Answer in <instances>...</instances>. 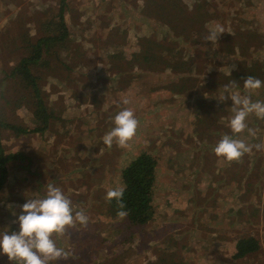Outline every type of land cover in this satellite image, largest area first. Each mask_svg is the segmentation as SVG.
I'll use <instances>...</instances> for the list:
<instances>
[{"label":"rangeland","instance_id":"obj_1","mask_svg":"<svg viewBox=\"0 0 264 264\" xmlns=\"http://www.w3.org/2000/svg\"><path fill=\"white\" fill-rule=\"evenodd\" d=\"M58 1L0 0V30L34 33L36 19L51 5L57 10ZM146 1L65 0V23L77 38L81 60L75 67L74 81L69 80L55 91L54 81L42 96L51 100L50 106L64 120L61 126L70 128L71 134L64 136L62 129L58 131L51 125L46 132L29 138H11L10 145L32 154L40 180L48 179L37 197L52 183L71 200L74 210H83L87 215L86 226L76 222L66 226L64 233L52 235L65 252H86V257H79L80 264H264V118L249 113L247 127L233 134L228 126L233 115L232 102H219L222 93L215 94V82L220 81L222 68L232 74L248 66L247 70L257 69L252 77L264 82V0H206L204 3L212 9L204 11V19L208 17L205 24L201 23L205 34L208 36L210 29L219 26L231 38L226 39L222 33L210 45L196 48L197 35L191 37V31L189 42L184 44L193 57L182 73L165 69L159 59L162 54L166 58L178 54L158 50L172 43L173 37L181 40L183 35L177 36L161 22L151 20L154 17L143 15ZM107 18L116 22L114 34L107 41L109 45L101 43L105 39L100 30ZM78 20L80 26H75ZM188 24L196 22L190 19ZM245 32L254 34L244 47L234 50L239 45L240 33ZM151 37L154 41L150 48L157 51L148 59L154 65L152 71L146 72L145 61L138 65L135 57L142 51V41L148 45ZM120 42L128 56L126 62L112 66L115 60L108 59L103 64L101 47L117 51ZM17 54H7L6 63H13ZM61 56L62 48L55 49L50 55L51 64ZM86 70L90 76L83 86L78 71ZM183 81L185 88L181 87ZM76 84L81 88L74 96L71 88ZM199 86L202 88L198 91ZM10 88L5 92L8 96L17 92V86ZM177 90L182 95L177 96ZM231 91L264 102V85L254 92L231 85ZM195 97L201 100L193 110L191 100ZM125 99L127 104L123 103ZM21 107L22 104L8 120L31 126L33 117H28ZM125 108L131 109L138 121L134 136L124 145L113 140L114 145L105 146L104 136L114 126L115 114ZM91 128L92 135L88 130ZM81 130L87 133L82 135ZM226 134L242 140L249 150L230 161L218 156L214 146ZM82 136L89 141L82 146L85 154L74 156L79 152L76 138ZM146 149L157 151L155 211L146 228L130 227L123 217L106 213L108 206L103 194L116 181L111 176L118 175L122 165ZM46 151L54 155H45ZM190 153L195 154L194 158ZM14 190L9 187L7 196L0 195V212L10 214L8 219L12 223L21 210L20 206L12 210L7 207V202L16 200ZM94 197H100L99 201ZM6 219L0 217L3 222ZM248 233L257 238L260 250L249 255V259H233L237 235ZM128 234L129 238L124 239ZM68 256L64 263L73 264L75 256ZM0 264L15 262H10L5 254L0 255Z\"/></svg>","mask_w":264,"mask_h":264},{"label":"trees","instance_id":"obj_2","mask_svg":"<svg viewBox=\"0 0 264 264\" xmlns=\"http://www.w3.org/2000/svg\"><path fill=\"white\" fill-rule=\"evenodd\" d=\"M248 1L255 2V0ZM204 2H206V0L146 1L145 8L142 9L143 15L154 17L151 20L161 22L167 30H173L177 36L183 35L181 40L177 39L178 37H173L172 43L158 50L159 53L169 50L171 55L178 54L176 57L173 56L174 58H166L164 54L161 55L159 58L160 63L163 64L162 67L165 69L169 71H171L170 69H175V71L178 70L182 73L184 66H186L188 61L193 57V52L185 47L186 45L184 44L186 41L189 42L191 31V37L194 38L197 35V40L194 42V45L197 44L196 48L201 45L211 44V40L207 39V35L201 23L205 24L208 21V17L204 19V17L207 16V13H204V11H210L212 7L208 8V5ZM57 4V10L54 11V6L51 5L48 8V11L52 10L51 12H42L43 15L36 19L34 33L28 30L18 33H11L10 31L3 32L0 30V195L7 196L9 187L12 191L13 188L15 189L14 194L16 200L7 202V207L11 208V210L26 202L28 196H30L29 199L36 198L38 196L36 194L41 193L42 187L46 188L45 181L47 180L48 182V179H44L43 181L40 180L38 170L35 168V163L32 160V154L24 149L11 146L10 139L14 137L29 138L33 134L44 133L47 129H50L51 125L54 126V129L57 128L58 131L62 129L64 131V136L71 134L70 128L66 129L61 126L64 120L59 115V112L55 110L52 105L50 106L51 100L42 96V92H46L54 81L57 82V85L53 88L54 91L57 90L58 87L65 85L69 80L74 81L75 77L73 74L76 72L75 67L79 66L81 60L79 55L81 50L79 49L77 38L74 37L73 32L65 23L66 12H64V6L66 2L65 0H59ZM202 13H204V16H201ZM190 19H194L196 24L189 25ZM80 22L81 20H78L75 26H80ZM115 23L116 22H112L110 18L104 20L100 30L105 40L103 41L101 39V43L109 45L107 41L114 34L112 29ZM251 34L253 35L254 33H240L239 45L234 47V50L244 47L249 41ZM223 35L226 39L231 38L227 33H223ZM153 41L152 37L148 45L146 44L147 41H142L140 47L142 51L139 50L135 57L138 61V65H143L145 61L146 66L143 68L146 72L152 71L154 66L152 62L148 61L150 57L151 59L154 57L152 53L157 51L156 48H150ZM250 44L251 42L248 43V47ZM118 47L119 49L117 51L110 50L107 46L101 47L103 64L106 65L108 59L115 60V63H111L112 66L126 62L125 59L128 56L123 52L124 48L121 42L118 44ZM182 47L183 50H181ZM57 48H62L64 56H61V59H59L57 63L51 64L50 55ZM196 48L193 49L195 50ZM13 52H18L19 54L15 56V61L13 63L7 64V58L5 56ZM247 67L235 71L232 74L225 68H222L220 81L215 82V94L223 93L224 88H222L223 86L221 85H225L226 82H228L227 84L231 83L232 88L238 87L241 89L244 79L248 76L255 75L257 71V69L247 70ZM79 74L81 75L80 77L83 80L82 84L84 86L86 82H88L87 79L90 73L86 70L82 73L78 71V75ZM12 85L17 86V92L8 96L5 92L9 91ZM185 86L186 83L183 81L181 87L185 88ZM80 88L81 87H78L77 84L72 87V95H76L75 91H79ZM201 88L202 86L196 87V90L199 91ZM255 90L257 89H253L252 91L254 92ZM193 94L192 97L194 96ZM176 95H182L180 90L176 91ZM192 99L191 104H193V108L191 109L195 110V108H198L196 105H199L198 101L201 100V98L195 97ZM20 104H22L21 109L26 112V115L28 117H33L31 126L21 121L8 120V116H15L14 110ZM69 119L72 120L71 118ZM88 130L90 131V135H92V128ZM81 133L83 135V133L86 134L87 132L81 130ZM76 139L79 152L77 151V153H74V156H77L79 153L85 154L81 151L83 148L82 146L85 147V142L89 141H87L84 136ZM103 144L105 146L107 145L106 143ZM114 144L115 142H112L108 145L112 146ZM193 150L196 149L193 148ZM48 153L51 154V152ZM155 153H157V151H154V149H146L138 153L133 156L129 162L121 166L118 175L111 176L112 180L116 177L117 182H112L110 190L120 187L124 188L122 197L124 204L123 210H125L127 214L123 216V218L130 224V227L137 225L140 228H146L145 226L150 223L153 217L155 211L153 196L157 180L156 167L158 165V159ZM189 155L193 158L195 156V154L192 153ZM196 159L191 161L190 164L193 165ZM196 163H199V161ZM29 182V186L25 185V188H22L25 183L27 184ZM115 183L119 184L118 187L115 186ZM167 190H171V187ZM4 196H2V200ZM100 197H94V200L99 201L98 198ZM103 198H105L106 205L108 206L106 213L113 217H121L118 215V212L122 210L120 203L115 198L111 200L108 199L107 192L103 194ZM1 202L5 203L4 201ZM9 215L8 213H4V211L0 212V217L7 218L6 222L0 220V228L5 227L7 231L14 230L18 227L14 221L13 223L9 221ZM1 222H3L4 225H1ZM129 236L130 234L124 239H128ZM237 237L238 239L235 244L236 252L233 255V259H241L244 257L249 259V255L256 254L258 250H260L259 241L251 233L246 235L239 234ZM77 250L78 249L75 250V253ZM65 253L67 256H75L73 264H80L82 261L78 260L79 257H86V252L80 255H73L68 251ZM70 258L73 259V257ZM66 259H60L58 262L52 261L50 264H65L63 260Z\"/></svg>","mask_w":264,"mask_h":264},{"label":"clouds","instance_id":"obj_3","mask_svg":"<svg viewBox=\"0 0 264 264\" xmlns=\"http://www.w3.org/2000/svg\"><path fill=\"white\" fill-rule=\"evenodd\" d=\"M223 33L219 26L209 30L208 40H217ZM264 82L259 78L248 76L243 81V87L248 90L258 89ZM231 100L233 115L228 121L233 134L242 132L246 127V117L255 113L258 118H264V102L253 101L249 95L241 96L231 91V85L225 84L221 100ZM124 104L128 100H123ZM113 127L104 136V143L111 144L113 140L124 145L136 132L138 121L131 109H122L113 118ZM249 150L242 140L231 135H224L214 146L213 151L227 160L238 159ZM124 188H115L107 192V198H115L121 206L118 215L123 217L127 213L123 204ZM14 230L0 231V255L7 256L15 264H50L52 261L66 259L64 249L57 246L52 238L53 233L62 234L66 226H73L76 222L85 225L88 217L83 210H74L71 200L58 186L47 184L46 192L36 198L26 199L20 206ZM10 228V226H9Z\"/></svg>","mask_w":264,"mask_h":264},{"label":"crops","instance_id":"obj_4","mask_svg":"<svg viewBox=\"0 0 264 264\" xmlns=\"http://www.w3.org/2000/svg\"><path fill=\"white\" fill-rule=\"evenodd\" d=\"M46 154H47V155H51V156L54 155L52 152H51V154H49L48 151L46 152ZM46 154H45V155H46Z\"/></svg>","mask_w":264,"mask_h":264}]
</instances>
